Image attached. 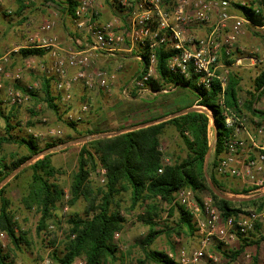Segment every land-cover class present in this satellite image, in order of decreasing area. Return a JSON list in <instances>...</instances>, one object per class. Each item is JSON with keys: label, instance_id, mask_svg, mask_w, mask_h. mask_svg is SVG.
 <instances>
[{"label": "built area", "instance_id": "2783aa9c", "mask_svg": "<svg viewBox=\"0 0 264 264\" xmlns=\"http://www.w3.org/2000/svg\"><path fill=\"white\" fill-rule=\"evenodd\" d=\"M75 1L78 7L73 25L78 32L86 34L90 46L63 48L57 38L49 36L56 21L48 19L22 48L48 49L53 60L46 63L28 58L24 69H18L11 76L5 73L9 59L2 57L0 77L5 76L19 84L23 74L39 68L45 77L55 78L56 90L63 94L64 100L71 98L70 91L78 83L89 90L99 88L110 92L116 85L119 67L113 72L94 69L97 58L104 55L115 58L117 53L126 52L135 55V59L141 63L139 75L132 82V90L155 94L158 92L152 90L150 83L159 80L157 51L171 48L173 54L167 62L170 74L191 81L198 91L211 90L214 84L220 88L218 105L226 135L222 137L221 153L216 160L214 173L218 178L233 180L241 189L247 190V196L231 193H224V196H264V88H248L257 99L251 111L244 108L241 98H238L234 108L226 104V90L233 73L241 79L244 71L253 73L251 79L259 75V67L264 64V41L248 50L242 48L240 39L247 28L264 36V27L254 26L241 10L235 12L230 0H110L115 15L108 21L100 20L103 7L98 6L96 0ZM237 2L241 7L249 6L246 0ZM46 7L54 18L62 13V7L54 0L46 1ZM255 9L256 13H260L258 7ZM247 60L250 64H244ZM70 70L77 72L68 77ZM36 87L37 84L7 89L11 107L27 103ZM176 88L169 86L162 93ZM130 89L124 88L123 94L129 95ZM201 100L197 94L193 107L204 114L209 122L207 138L210 161L218 144L216 114L214 110L200 106ZM87 110V105H84L83 111ZM52 134L55 135V132ZM176 195L175 203L192 215L200 236L197 248L180 250L176 264H216L218 256L211 252L214 242L223 248L230 242H239L240 238L255 231L259 221L264 220V213L255 212L225 219L211 197L198 201L190 189H182ZM115 237H119V234ZM168 257L174 261L172 253Z\"/></svg>", "mask_w": 264, "mask_h": 264}, {"label": "trees", "instance_id": "16d2710c", "mask_svg": "<svg viewBox=\"0 0 264 264\" xmlns=\"http://www.w3.org/2000/svg\"><path fill=\"white\" fill-rule=\"evenodd\" d=\"M27 1L17 0L19 16L28 9ZM230 2L235 8V12L241 10L254 26L264 27V0L248 1V7H241L236 0H230ZM107 3L111 4L110 0ZM58 4L62 7V14L73 22L78 7L77 1L60 0ZM256 7L260 9V13L255 12ZM46 54L47 51L41 48H27L14 53V56L28 59L43 57ZM172 54L171 48L157 51L159 80H152L150 87L156 92L167 90L169 86L190 89L195 93V96L197 94L201 96L200 106L214 110L218 129V144L208 163L207 172L213 185L226 193L224 184L214 173L216 160L221 153L222 137L226 135L224 119L218 105L220 88L214 84L211 90L198 91L193 87L191 81H185L183 78L170 74L167 70V62ZM258 73V77L252 78L250 85L254 90L264 88V66L259 68ZM242 81L243 77L241 79L235 73L230 77L226 90V104L231 108L237 106L238 98H245L241 95ZM53 82L55 84L53 77H42L41 93L47 106L58 112L59 107L55 103L58 98L52 92ZM246 93L248 98L244 100V108L251 111L255 95L252 90H248ZM31 97L34 100H39L40 94L31 92ZM15 111L14 108L12 112L4 116L0 108V115L5 118L7 128L5 136H0V146L2 144L27 146L30 154L12 164L0 159V185L12 172L19 169L33 156L43 152L33 139H16L11 134L15 129V126L11 124ZM16 125L19 126L18 123ZM28 125L32 126V124ZM70 125L74 126L75 124L71 123ZM168 125L173 126L183 139L187 148V156L184 159L165 164L164 154L161 150V137ZM208 125L209 122L204 114L193 111L145 128L87 141L80 150L78 170L69 189L71 195L69 204L73 206L79 199H83L86 202V215L82 217L75 214L70 218V227L64 241V248L61 252L58 250L52 252V264H74L77 259H83L86 264H108L110 260L114 261L118 251L117 245L113 242L114 236L124 229L127 221L120 212L122 200L119 197L122 198L123 194L130 196L131 208L138 207L143 210L144 215L141 217V221L149 226V233L142 241L143 249L148 260L159 264H176L166 253L151 249L161 235H194L198 231L192 215L183 206L174 203L176 194L182 189H190L196 196L208 192L214 206L225 219L246 214V210L264 213V196L239 202L230 201L217 195L210 187L205 173V162L209 152ZM89 135H95V133ZM57 143L49 144L48 147H55ZM30 170L32 171L31 181L24 188L22 201L27 209L35 208L39 213L40 222L37 230L39 233L43 231L46 233L49 222L53 219V211L57 204L63 201L65 190L56 180L58 172L52 165L50 154L39 158L30 166ZM99 170L105 171L104 184L100 187L95 186L91 180V177L99 173ZM159 170H162V173H159ZM24 171L19 172L16 177ZM8 185L6 184L0 189V233L5 234L12 245L20 249L22 243H29L27 234L21 232V228L14 220L15 216L10 209L11 201L5 197ZM230 193L247 196V190L240 187L233 189ZM197 199L200 201L198 197ZM161 203L169 207L168 217H173L175 212L177 213L178 221L175 226L166 223L163 230H157L161 214L166 211L161 209ZM260 229V226L257 225L255 232L240 238L238 249L222 253L227 264L235 263L248 247L258 246L264 241V236H257L261 233ZM56 240L57 236L53 234L50 242L51 248L55 246ZM9 259L10 256L5 254L0 246V264H11ZM252 264H259L257 257L253 258Z\"/></svg>", "mask_w": 264, "mask_h": 264}, {"label": "rangeland", "instance_id": "374dc122", "mask_svg": "<svg viewBox=\"0 0 264 264\" xmlns=\"http://www.w3.org/2000/svg\"><path fill=\"white\" fill-rule=\"evenodd\" d=\"M55 1L59 3L60 0ZM100 1L96 0L97 3ZM27 2L28 9L20 16L17 13V0H1L0 3V57L7 55L9 59L5 73L14 76L18 69H24L29 59H21L19 56H14V53L21 49H26L22 47L28 44L30 35L37 32L48 19L56 21V25L49 36L57 38L58 43L63 48L79 49L90 46L86 34L78 32L73 22L68 20L62 13L56 18L51 16L50 10L46 7L45 0H28ZM113 16L108 20H111ZM28 32H31V34ZM63 33L69 34L68 40L62 39ZM77 38L81 39V43L76 42ZM44 50H47L48 53L50 52L48 49ZM129 54H121L120 57L115 58H109L105 55L97 58L94 69L100 68L113 72L119 67L116 85L110 92L99 88L89 90L83 84L78 83L70 91L71 98L64 100L63 94L56 90L53 82L52 92L58 98L55 101L59 107L58 112L51 110L44 102V97L41 93L42 77L44 76L39 68L31 71L32 73L26 72L23 74L19 84L14 83L5 76L0 77V84L2 85L0 89V108L4 116H7L14 108L16 109L14 118L11 120V124L15 126V129L12 130L11 134L16 139H33L39 148L45 152L74 141H82L87 137H99L103 134H118L136 130L151 120L160 119V112L158 110L163 108L162 111H164L169 101L179 103L181 106L182 103L184 105L194 104L195 93L187 88L180 87L178 90H169L166 93L158 92L157 94L150 92L141 93L137 90H132V82L140 72L141 63L135 59V55ZM50 62L51 60L48 63ZM76 72V70H70L68 77H72ZM244 75L242 81L243 90L249 87L252 82L251 74ZM35 84H37V87L34 92L40 94L39 100H34L30 96L29 101L22 106L11 107L7 97V89L11 87L21 89L22 85ZM126 87L131 88V93L127 96L123 94V89ZM84 105H87V111H83ZM166 111L164 113L166 115L174 112V110ZM170 116L172 115L166 116L164 118L165 121L169 120ZM17 123L19 126L16 125ZM71 123L75 125L71 126ZM158 123L161 122L159 121ZM28 124H32V126ZM6 129L5 118L0 115V136H5ZM52 132H55V135ZM56 132H61V134ZM91 133H95V135H89ZM55 142H58L55 147H48L49 144ZM61 142L64 143L59 144ZM84 144L86 142H80L76 145H68L65 148L47 153L50 154L52 165L58 172L56 180L65 192L63 201L58 203L53 211V219L49 222L46 233L44 231L39 233L37 230L40 222L39 213L35 208L31 210L27 209L22 201L24 188L31 181L32 171L30 170V166L38 159L29 163L35 157L33 156L19 169L12 172L0 185L1 189L4 185L9 184L5 197L11 201L10 209L15 216L14 220L17 222L18 227L21 228V232L27 234L26 237L29 243H22L20 249H18L12 245L5 234L0 233V246L5 254L10 256L9 260L11 264H52V252L54 250L61 252L64 248V241L69 232L70 218L75 214H79L82 217L86 215V202L83 199H79L73 206L69 204L71 199L69 189L78 170V157ZM161 150L165 161L168 163L184 159L187 156V148L183 139L171 125L166 126L164 134L161 137ZM29 154L27 146H20L18 144H2L0 146V159H4L8 164H12L22 157L29 156ZM23 170L25 171L16 177ZM104 174L103 170H99V173L91 177L95 186L100 187L104 184ZM219 180L224 184V191L226 193L232 192L233 189H239L237 182L233 180L220 178ZM212 187L214 192L224 195L214 185ZM197 197L201 201L210 196L208 192H204L197 194L196 200H198ZM227 197L230 196L227 195ZM238 197L240 199H250V197L245 196ZM176 198L177 195L175 200ZM119 199L122 200L120 203L121 215L127 221L124 229L118 233L119 237L114 236L113 242L117 245L118 251L116 259L114 261L110 260L108 264H159L148 260L143 249L142 241L149 233V226L141 221V217L144 215L143 210L138 207L135 209L131 208L130 196L128 194H123L122 198L119 197ZM160 206L161 209L166 211L161 214L157 230H163L166 223L175 226V223L178 221L177 213L175 212L173 217H168L167 211L169 207L163 203ZM246 212L243 215L247 216L249 213L255 211L246 210ZM257 225L261 228V233L257 236H264V220L259 221ZM18 232L21 233L20 230ZM53 234L57 236V240L55 246L51 248L50 242ZM199 242L200 236L198 233L194 235L182 234L181 236L163 234L156 240L151 249L164 252L167 255L172 253L175 261L181 249H195L199 246ZM238 244V241L230 242L229 245L223 248L214 242L211 252L218 256L219 261L216 264H227V260L222 253L238 249ZM248 256H250L249 259L247 258ZM255 257L258 258L259 264L264 262V241L258 246L248 247L245 253L233 264H252ZM74 264H86V262L83 259H77ZM204 264L214 263L205 262Z\"/></svg>", "mask_w": 264, "mask_h": 264}, {"label": "crops", "instance_id": "0c3cea01", "mask_svg": "<svg viewBox=\"0 0 264 264\" xmlns=\"http://www.w3.org/2000/svg\"><path fill=\"white\" fill-rule=\"evenodd\" d=\"M236 1H238V0H236ZM108 2V0H101L99 3H97V5L98 6H102L103 7V9L101 10V16H100V20L101 21H108V19L111 17V16H113L114 15V9H113V7L109 4V3H107ZM0 3H1V0H0ZM1 16V15H0ZM204 31H206V30H204ZM29 34H31V32H28ZM259 33V34H258ZM261 33L260 32H257L256 33V31H253V30H251L250 28H247V30H246V34L244 35V36H242V38L240 39V45L242 46V48H245V49H248V50H250L251 48H253V47H255V46H259V45H261L262 44V42L264 41V36L263 35H260ZM32 35V34H31ZM30 35V36H31ZM59 36H60V34H58ZM68 33L67 34H64L63 33V40H68ZM76 38V37H75ZM73 39H74V37H73ZM76 42L77 43H81V39L80 38H77L76 39ZM83 48V47H82ZM79 49H81V48H79ZM47 51V50H46ZM128 55L129 53H126V52H121V54L122 55ZM121 54H119V53H117L115 56L116 57H120L121 56ZM129 55H132V54H129ZM2 57H7L8 58V56L6 55V56H2ZM2 57H0V58H2ZM31 58H34V59H37L38 61H42V62H46V63H48L50 60H53V58H52V54L49 52H47V54L45 55V56H43V57H31ZM52 58V59H51ZM111 60V59H110ZM9 63V62H8ZM244 64H250V61H244ZM264 66V64L262 65V66H260L259 68H261V67H263ZM28 72V71H27ZM251 71H244V72H242V77H243V75L245 74V75H247V74H253V73H250ZM30 73H32V72H30ZM244 75V76H245ZM244 79V78H243ZM252 80V79H251ZM250 87V86H249ZM249 87H247V88H245V90H243L244 88L242 87V85H241V92H242V97H245V98H248V95H247V91H248V88ZM178 88H180V87H178ZM178 88H176L177 90H178ZM243 88V89H242ZM176 89H174V90H176ZM173 90V91H174ZM155 94H157V93H155ZM245 98H242V102L244 103V100H245ZM257 99L255 98L254 99V101H253V104L255 103V101H256ZM253 104H252V107H253ZM194 106V104H192V105H184V103H182V106L181 105H179V103H175L174 101H169V102H167V106H165V109H164V111H162L163 110V108H161V110H158L160 113H159V116H160V119H157V120H151L149 123H147V124H156V123H158L159 121L161 122L162 120H165L164 118H166V116H169V115H172V114H174L175 112H177V111H181V110H186V109H190V108H192ZM171 111V110H174V112L173 113H171V114H164L165 113V111ZM166 111V112H167ZM151 113H152V111H151ZM151 113L149 112V114L151 115ZM148 114V115H149ZM132 131V130H131Z\"/></svg>", "mask_w": 264, "mask_h": 264}, {"label": "water", "instance_id": "95a60500", "mask_svg": "<svg viewBox=\"0 0 264 264\" xmlns=\"http://www.w3.org/2000/svg\"><path fill=\"white\" fill-rule=\"evenodd\" d=\"M193 111H198L196 108H190V109H186V110H181V111H178V112H176V113H174L172 116H170L168 119H173V118H176V117H179V116H182V115H185V114H187V113H189V112H193ZM163 121H165V120H162L161 122H163ZM150 125H153V124H150ZM147 126H149V124H143L140 128H145V127H147ZM126 132H128V131H126ZM123 133H125V132H123ZM115 135V134H114ZM109 137V136H111V135H107V134H103V135H101V136H99V137H87V138H85V139H83L82 141H74V142H71V143H69V144H65V145H63V146H60V147H57V148H54V149H50V150H47V151H45V152H41V153H39V154H37L35 157H33L31 160H30V162L29 163H32V162H34V161H36L37 159H39V158H41L42 156H44V155H46L47 153H49L50 151H54V150H59V149H61V148H65V147H67L68 145H76V144H78V143H80V142H87L88 140L90 141V140H94V139H97V138H102V137ZM209 158H210V152H208V154H207V157H206V162H205V173H206V176H207V181H208V183H209V185H210V187L213 189V185H212V181L210 180V178H209V176H208V172H207V165H208V162H209ZM214 190V189H213ZM217 195H219L220 197H222V198H224V199H227V200H230V201H245V200H249V199H240V198H236V197H234V198H230V197H227V196H224V195H222V194H220V193H217V192H215ZM250 199H253V198H250Z\"/></svg>", "mask_w": 264, "mask_h": 264}]
</instances>
